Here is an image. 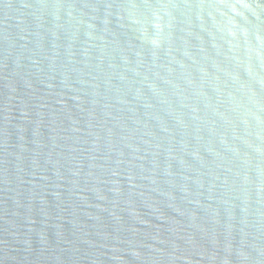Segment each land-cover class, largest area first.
I'll return each mask as SVG.
<instances>
[{
	"label": "water",
	"instance_id": "95a60500",
	"mask_svg": "<svg viewBox=\"0 0 264 264\" xmlns=\"http://www.w3.org/2000/svg\"><path fill=\"white\" fill-rule=\"evenodd\" d=\"M0 264H264V0H0Z\"/></svg>",
	"mask_w": 264,
	"mask_h": 264
}]
</instances>
